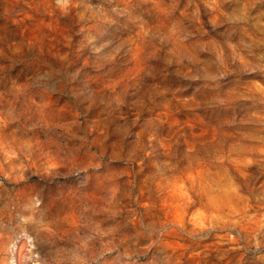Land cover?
Returning <instances> with one entry per match:
<instances>
[{"label": "rangeland", "instance_id": "rangeland-1", "mask_svg": "<svg viewBox=\"0 0 264 264\" xmlns=\"http://www.w3.org/2000/svg\"><path fill=\"white\" fill-rule=\"evenodd\" d=\"M0 264H264V0H0Z\"/></svg>", "mask_w": 264, "mask_h": 264}]
</instances>
